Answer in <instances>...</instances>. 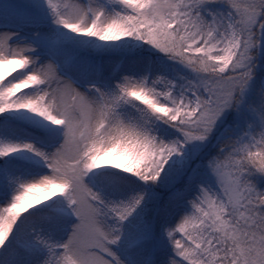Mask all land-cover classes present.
Returning a JSON list of instances; mask_svg holds the SVG:
<instances>
[{
	"label": "snow or ice",
	"instance_id": "snow-or-ice-1",
	"mask_svg": "<svg viewBox=\"0 0 264 264\" xmlns=\"http://www.w3.org/2000/svg\"><path fill=\"white\" fill-rule=\"evenodd\" d=\"M0 264H264V0H0Z\"/></svg>",
	"mask_w": 264,
	"mask_h": 264
}]
</instances>
